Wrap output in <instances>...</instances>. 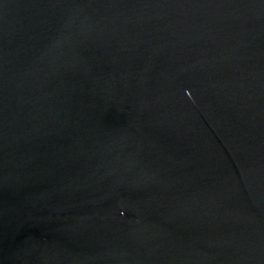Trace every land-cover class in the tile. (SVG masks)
Listing matches in <instances>:
<instances>
[{"label": "water", "instance_id": "1", "mask_svg": "<svg viewBox=\"0 0 264 264\" xmlns=\"http://www.w3.org/2000/svg\"><path fill=\"white\" fill-rule=\"evenodd\" d=\"M0 264H264V0H0Z\"/></svg>", "mask_w": 264, "mask_h": 264}]
</instances>
